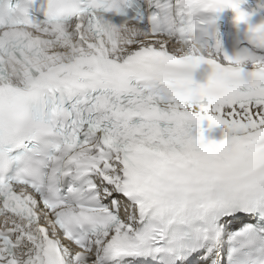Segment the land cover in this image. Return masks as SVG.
I'll use <instances>...</instances> for the list:
<instances>
[{"label": "snow or ice", "instance_id": "6c2138e0", "mask_svg": "<svg viewBox=\"0 0 264 264\" xmlns=\"http://www.w3.org/2000/svg\"><path fill=\"white\" fill-rule=\"evenodd\" d=\"M132 5L0 0V264H264V0Z\"/></svg>", "mask_w": 264, "mask_h": 264}]
</instances>
